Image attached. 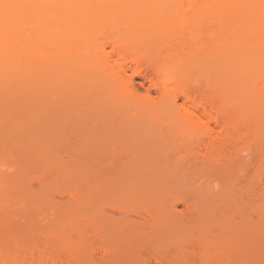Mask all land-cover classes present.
Masks as SVG:
<instances>
[{
  "label": "rangeland",
  "instance_id": "obj_1",
  "mask_svg": "<svg viewBox=\"0 0 264 264\" xmlns=\"http://www.w3.org/2000/svg\"><path fill=\"white\" fill-rule=\"evenodd\" d=\"M45 37L53 42L50 57L35 49L39 65L27 70L16 63L20 51H0L13 63L2 60L0 74L49 77L20 90L15 82L16 90L0 75V107L26 112L0 109V238L9 251L25 256L50 243L64 264H160V257L168 264H264V97L250 69L239 75L216 56L182 65V82L242 111L252 128L246 141L221 135L208 151L202 143L209 137L182 117L183 99L171 98L174 80L164 89L151 70L128 69L137 91L158 99L156 107L117 91V76L106 73L91 37L67 56L61 30ZM32 108H41L36 120ZM32 135L48 139V151L46 143L36 148L41 140ZM72 187L86 194L77 198L81 209L65 192ZM208 238L216 244L203 253Z\"/></svg>",
  "mask_w": 264,
  "mask_h": 264
},
{
  "label": "bare ground",
  "instance_id": "obj_2",
  "mask_svg": "<svg viewBox=\"0 0 264 264\" xmlns=\"http://www.w3.org/2000/svg\"><path fill=\"white\" fill-rule=\"evenodd\" d=\"M51 30H61L64 33L66 40L64 56H67L70 50L78 52L83 49L86 39L90 37L94 39L97 48L103 52L106 73L117 76L116 89L120 94L132 95L139 101L148 100L156 107L159 106L158 99L153 98L149 90L144 94L137 91L132 75L131 78L127 73L128 69L132 74H142L145 69L151 70L153 75L162 80L164 89L169 86L171 80H174L176 89L171 98L174 102L183 99L184 103L179 108L185 123L192 130L202 133V137L203 135L209 137L208 142L206 141L207 145L205 142L202 143L206 146H203L206 150H213L214 144L220 142L221 135L222 138L227 136L233 141L238 139L246 141V138L253 133L252 128L246 125L242 111L238 112L224 105L222 103L224 100L217 101L216 96L208 91L204 94L198 93V88L195 91L194 87H189L187 82L181 81L179 71L187 58L193 59L195 65L199 66L202 65L205 56H216L222 67H231L237 74L250 69L253 78L261 84L259 86L263 91L260 92V96L264 97V0H0V51L1 53L8 50L20 51L19 62L16 63L21 68L27 70L39 65L32 52L35 49L47 52V56L50 57L49 49L53 42L47 39L45 34ZM160 50H162L161 55L158 52ZM1 61V64L12 63L7 58H0ZM168 66L175 70L174 73L169 74ZM8 74L6 75L11 77V74ZM0 75L5 76L4 73V76ZM24 76L22 81L17 77L15 81L14 77H11L14 84L20 82L19 88L15 84L16 90L25 88L27 86L25 83L29 84L28 86L32 83L33 87L36 82L35 85H38V81L45 83V80H49L45 71L43 75L38 74L36 77L28 74ZM10 77L5 76L4 81H12ZM0 109L8 114L16 112L18 116L26 114L20 105L0 107ZM27 110H30L28 106ZM39 110L41 111V108L31 109L30 116L33 112L34 120L37 119L36 115L39 113L36 112H40ZM34 137L39 139L37 136ZM41 138L43 139V136ZM42 139L37 142L41 143L40 147H36L39 145L31 142L34 144L33 147L42 148V145L44 147L48 139L46 142ZM47 143L44 147L45 151H48ZM193 145L192 147L195 148ZM211 153L213 151L210 155ZM206 155L207 153L204 156ZM68 189V192L65 191L68 197L76 200L75 203L78 201V205H82V201L77 198H81L85 192L81 190L82 193L76 187ZM80 205L73 207L79 209ZM5 243L0 238V264H64L65 261V258L62 259L54 252L50 243H46L37 252L32 250L29 255L22 254L24 257L18 256L20 254L14 255ZM215 244L212 238L204 240L203 253ZM104 249V252H111L107 247ZM202 257L205 259V255ZM162 258L156 259L160 264H168Z\"/></svg>",
  "mask_w": 264,
  "mask_h": 264
}]
</instances>
